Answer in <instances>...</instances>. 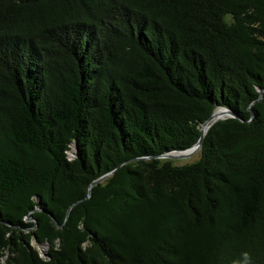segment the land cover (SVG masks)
I'll return each mask as SVG.
<instances>
[{
    "label": "trees",
    "instance_id": "trees-1",
    "mask_svg": "<svg viewBox=\"0 0 264 264\" xmlns=\"http://www.w3.org/2000/svg\"><path fill=\"white\" fill-rule=\"evenodd\" d=\"M0 264H264V0H0Z\"/></svg>",
    "mask_w": 264,
    "mask_h": 264
},
{
    "label": "water",
    "instance_id": "water-1",
    "mask_svg": "<svg viewBox=\"0 0 264 264\" xmlns=\"http://www.w3.org/2000/svg\"><path fill=\"white\" fill-rule=\"evenodd\" d=\"M218 110H221L222 112V116L217 118L216 119V114H217V111ZM231 117H235V114L228 110V109H225V108H218L214 113L213 115L206 121L202 124V127H201V130H202V136L199 140V142L192 148L190 149H187V150H183V151H178V152H174V153H168L166 154L165 156H160L161 158H164V159H173V160H176V159H185V158H188L190 157L192 154L196 153L197 151L200 150L201 146H202V143H203V139L207 133V131L215 124L217 123L218 121H221V120H225L227 118H231ZM125 163H123L121 166H123ZM113 173V172H112ZM111 174H108L104 177H102L101 179L93 182L90 186V189H89V196H90V193H91V189L92 187H94L95 185H97L98 183L100 182H103L105 179H107L108 177H110ZM78 204V203H76ZM75 204V205H76ZM73 205L71 207V209L75 206ZM70 209V210H71ZM30 220L34 221L33 219L30 218ZM49 248V247H48Z\"/></svg>",
    "mask_w": 264,
    "mask_h": 264
},
{
    "label": "rangeland",
    "instance_id": "rangeland-1",
    "mask_svg": "<svg viewBox=\"0 0 264 264\" xmlns=\"http://www.w3.org/2000/svg\"><path fill=\"white\" fill-rule=\"evenodd\" d=\"M70 156L72 158L73 157V154L70 153ZM199 157H200L199 156V151H197L196 153L192 154L188 158H185V159H176V161H177L178 164L193 163V162L197 161ZM33 244L37 245V243H34V242H33ZM39 249L41 251L43 250V251H46V252L49 250V248L48 249H45V248H41V246L39 247ZM46 252H45V254H46Z\"/></svg>",
    "mask_w": 264,
    "mask_h": 264
},
{
    "label": "built area",
    "instance_id": "built-area-1",
    "mask_svg": "<svg viewBox=\"0 0 264 264\" xmlns=\"http://www.w3.org/2000/svg\"><path fill=\"white\" fill-rule=\"evenodd\" d=\"M41 248L48 249V246H42ZM40 251H41V250H40ZM45 252H46V251H43V250L41 251V253H42V256L46 258V257H47V255H46V254H47V252H46V254H45Z\"/></svg>",
    "mask_w": 264,
    "mask_h": 264
},
{
    "label": "bare ground",
    "instance_id": "bare-ground-1",
    "mask_svg": "<svg viewBox=\"0 0 264 264\" xmlns=\"http://www.w3.org/2000/svg\"><path fill=\"white\" fill-rule=\"evenodd\" d=\"M216 115H217V116H216V119L219 118V117H221V116H222V112H221V110H218Z\"/></svg>",
    "mask_w": 264,
    "mask_h": 264
}]
</instances>
